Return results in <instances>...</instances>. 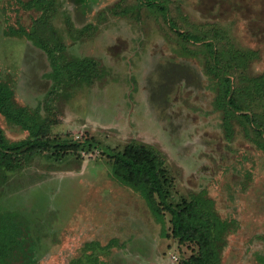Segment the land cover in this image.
Wrapping results in <instances>:
<instances>
[{"label": "rangeland", "instance_id": "374dc122", "mask_svg": "<svg viewBox=\"0 0 264 264\" xmlns=\"http://www.w3.org/2000/svg\"><path fill=\"white\" fill-rule=\"evenodd\" d=\"M53 3L40 15L0 0V77L23 119L51 123V149L0 168V229L22 246L14 264H183L192 248L170 213L114 173L129 143L160 156L169 199L210 214L218 264H264V0ZM33 27L61 39L74 79H53L45 50L14 34ZM0 127L9 143L29 135L1 113Z\"/></svg>", "mask_w": 264, "mask_h": 264}, {"label": "trees", "instance_id": "16d2710c", "mask_svg": "<svg viewBox=\"0 0 264 264\" xmlns=\"http://www.w3.org/2000/svg\"><path fill=\"white\" fill-rule=\"evenodd\" d=\"M16 1L24 8H37L41 12L40 15H44V12L46 13V11L53 8L54 4V0ZM160 9L164 11L163 7H160ZM171 27L185 39L193 42L202 40L201 36L181 31L173 20H171ZM36 29V27L29 30L20 28L19 32L16 31L14 34L26 36L32 40L34 45L45 50L52 62L53 79L57 81L74 79L70 64L78 62L74 59L68 61H65L64 58L62 59L65 47L60 43L61 39L59 42L51 43V40L48 38L44 39ZM207 45L210 52L214 54L212 45ZM226 84L228 86L225 92L230 97L231 106L238 107L231 96L232 90L229 78L226 79ZM13 100L14 90L12 86L0 77V113L5 115L10 123L20 124L29 132L26 138L9 143L3 129L0 127V168L5 167L8 170L16 167L10 154H17L23 151L36 154L52 148L50 140L46 137L51 123L42 122L38 124L31 116L23 119V115L27 114L25 107H14ZM74 144L69 145L73 146ZM65 146L68 147V145ZM115 158L116 160L113 164L115 175L134 187H143L150 210L155 215L160 216L165 212L170 213L174 237L178 239L179 243L186 244L192 248V254L185 257L182 263L218 264L219 255L216 246L215 223L211 220L210 214L199 207L197 200L183 199L177 202L174 199H169L171 192L166 177L167 173L160 156L147 145L129 143ZM20 248H22L21 242L16 241L14 233L10 229L5 231L0 229V262L4 261L3 264H14Z\"/></svg>", "mask_w": 264, "mask_h": 264}]
</instances>
